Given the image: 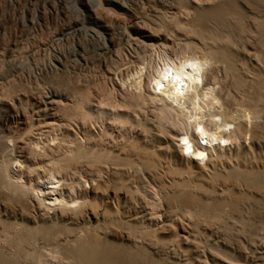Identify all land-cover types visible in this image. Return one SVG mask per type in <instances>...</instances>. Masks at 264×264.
<instances>
[{
	"label": "bare ground",
	"instance_id": "1",
	"mask_svg": "<svg viewBox=\"0 0 264 264\" xmlns=\"http://www.w3.org/2000/svg\"><path fill=\"white\" fill-rule=\"evenodd\" d=\"M210 2L178 24L204 47L170 46L151 25L133 43H159L156 58L116 81L52 75L64 103L45 113L69 117L61 137L35 138L42 111L0 86V264H51L57 242L60 264H172L148 250L176 256L213 238L264 249V70L234 67L249 50L264 58V0ZM107 30L114 46L128 39Z\"/></svg>",
	"mask_w": 264,
	"mask_h": 264
},
{
	"label": "rangeland",
	"instance_id": "2",
	"mask_svg": "<svg viewBox=\"0 0 264 264\" xmlns=\"http://www.w3.org/2000/svg\"><path fill=\"white\" fill-rule=\"evenodd\" d=\"M210 1L212 0H0V73L6 74L7 72L9 76L8 79L0 78V86L14 84L13 86L18 87L21 91L18 90V93L11 96L13 99L22 100L35 111H42L41 114L34 117L35 125L39 128L34 131L35 138L46 139L49 137L52 139L56 135L61 137L60 135L70 131L68 128L69 117L65 115L64 110L56 111L53 115L54 118L45 113L50 109V102L64 103L63 97L52 83V75H63L65 71L77 73L82 77L86 75L88 84L93 86L104 85L105 82H109L110 78L116 81L114 74L130 67L131 62L138 58L147 60L153 56L156 58L155 54L158 52L156 46L159 43H149L145 40L133 43V39H137L139 33L148 35L147 33L152 31L153 25L157 30L161 28L162 34L170 37L168 41L170 46H181L191 42L204 47L203 42L193 39L184 32L182 27L184 24L180 25L182 28H179L178 24H186L189 19L195 16L196 11L199 12L201 7H205ZM99 6L108 9L107 15L99 16L92 13V10ZM53 8H56L57 12L52 17L50 14H52ZM151 21L158 24L159 28L158 25L150 23ZM107 27L113 32H126L128 39L115 46L112 45ZM240 45L236 41L238 49H241L242 45ZM249 51L251 55L245 56L247 59L243 58L244 56H238L240 59L236 58L234 67L239 68V71L243 70L242 68H249L247 70L250 72L264 70V58L260 59L256 55V51ZM84 57H86V61H84ZM97 59L103 62L98 63ZM259 59L260 61L256 62ZM240 60L247 65L242 64L241 67ZM248 61L250 62L248 63ZM212 64L216 66V69L219 68V65ZM222 65L221 63V70ZM224 66L226 67V64ZM225 67L222 71L217 70L224 74ZM216 69L215 72H217ZM219 72L217 75L222 76L223 74L221 75ZM72 122L74 123L73 127L80 128L81 121L78 118ZM46 124H52L53 127H44ZM12 148L15 146L8 142V151L10 152ZM85 187L89 188L90 186L86 184ZM151 192L153 193V191ZM151 192L148 190V193ZM151 194L148 195L152 198L153 194L150 196ZM211 241L208 243V247L207 245L203 246L206 249L185 247L188 249L186 252L187 249L180 248L178 250L180 257L173 255L170 250L159 253L150 249L148 252H151L150 254L155 259L163 258L172 264H183L186 259H189L187 257H190V261L188 260L190 264H264V249L246 245V247L241 246V249L235 247L225 249L219 243L217 245L216 240H214V244ZM56 244H58V248ZM53 245L56 247L52 248ZM53 245L50 247L54 249L55 254L53 252L51 254H54L55 259L53 256V259L51 258L54 262L48 258L52 263L60 264L62 258L59 259L61 257L58 254L61 253L58 252L60 251L59 243ZM50 247L47 251H51ZM50 251L47 253L50 254ZM186 253L190 256H187ZM203 260H208V262Z\"/></svg>",
	"mask_w": 264,
	"mask_h": 264
}]
</instances>
